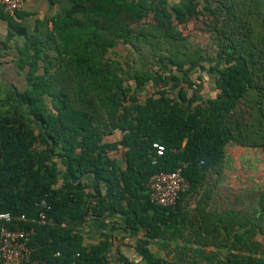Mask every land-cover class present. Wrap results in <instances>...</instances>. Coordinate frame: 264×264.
Segmentation results:
<instances>
[{
  "label": "trees",
  "instance_id": "trees-1",
  "mask_svg": "<svg viewBox=\"0 0 264 264\" xmlns=\"http://www.w3.org/2000/svg\"><path fill=\"white\" fill-rule=\"evenodd\" d=\"M61 1L77 13L52 22V57L18 51L26 87L0 82V213L34 231L41 264H109L110 245L82 233L105 214L143 232L145 264H182L148 250L177 206L151 204L147 184L180 168L195 192L219 181L228 146L264 155V0H48ZM195 20L211 53L180 32ZM247 192L256 209L229 213L223 264H264V182ZM42 201L52 224L31 223Z\"/></svg>",
  "mask_w": 264,
  "mask_h": 264
},
{
  "label": "crops",
  "instance_id": "crops-1",
  "mask_svg": "<svg viewBox=\"0 0 264 264\" xmlns=\"http://www.w3.org/2000/svg\"><path fill=\"white\" fill-rule=\"evenodd\" d=\"M23 1L21 10L13 16L2 12L3 15H0V82L17 90L26 87L24 75L14 67L17 52L38 49L42 61H48L55 49L48 40L52 22L77 13L67 1L58 4H51L48 0ZM245 151L234 146L227 147L224 174L228 168L237 167L238 159L246 154ZM230 159L235 166L228 164ZM208 180L209 183L203 184L197 191L181 196L173 221L174 234L167 232L150 242L148 250L153 255L182 264H223L226 255L223 243L226 242L221 236L229 213L254 212L256 202L247 200L250 194L240 191L241 186L236 192L232 185L227 186L225 176L219 181L216 176ZM213 182H216L215 187ZM82 233L86 246L96 245L101 240L110 245L109 264H120L117 260L119 253L132 263L145 264L136 250L138 242L143 239V232L124 231L119 215L105 214L98 219L89 217ZM255 241L261 243V237L256 236Z\"/></svg>",
  "mask_w": 264,
  "mask_h": 264
},
{
  "label": "built area",
  "instance_id": "built-area-1",
  "mask_svg": "<svg viewBox=\"0 0 264 264\" xmlns=\"http://www.w3.org/2000/svg\"><path fill=\"white\" fill-rule=\"evenodd\" d=\"M23 3V0H0V12L13 16L21 10ZM153 147L156 149V157L162 156L163 148L156 144ZM155 163L156 159H153L152 164ZM147 187L151 204L174 209L180 196L187 192L188 183L179 168L171 173L153 174ZM40 207L41 211L31 223L41 226L52 224L51 219L47 218V212L50 210L48 204L42 201ZM15 220L16 218L8 213H0V221L3 222L0 227V264H41L32 260V252L28 246L34 231L32 229L10 230L7 226ZM19 220L22 221L25 218L22 216Z\"/></svg>",
  "mask_w": 264,
  "mask_h": 264
},
{
  "label": "rangeland",
  "instance_id": "rangeland-1",
  "mask_svg": "<svg viewBox=\"0 0 264 264\" xmlns=\"http://www.w3.org/2000/svg\"><path fill=\"white\" fill-rule=\"evenodd\" d=\"M181 34L186 37L189 42L199 46L206 53H211L209 37L203 32V24L199 20L190 21L185 27L179 28ZM123 51V50H120ZM124 52V51H123ZM119 54H122L119 52ZM121 55H119L120 57ZM209 83L206 82L205 87H209ZM208 89V88H207ZM212 95V94H211ZM246 154L238 159V165L235 168H228L226 174L221 172V177L225 176L224 183L227 186L234 187L233 191H258L264 182V155L260 151L246 150ZM251 153V155H250ZM227 161V160H226ZM229 161V159H228ZM225 163V161H224ZM235 166L230 159L228 164ZM257 164L258 166H256ZM215 187V182L212 183ZM241 186V187H240ZM247 189V190H245Z\"/></svg>",
  "mask_w": 264,
  "mask_h": 264
}]
</instances>
